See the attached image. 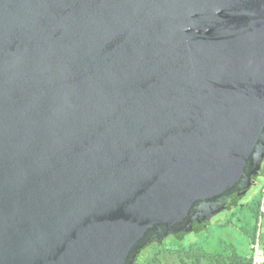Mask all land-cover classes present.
I'll return each mask as SVG.
<instances>
[{"label":"water","instance_id":"water-1","mask_svg":"<svg viewBox=\"0 0 264 264\" xmlns=\"http://www.w3.org/2000/svg\"><path fill=\"white\" fill-rule=\"evenodd\" d=\"M263 159L264 0H0V264H134Z\"/></svg>","mask_w":264,"mask_h":264},{"label":"rangeland","instance_id":"rangeland-1","mask_svg":"<svg viewBox=\"0 0 264 264\" xmlns=\"http://www.w3.org/2000/svg\"><path fill=\"white\" fill-rule=\"evenodd\" d=\"M264 185V176H257L254 183L251 184L245 195L240 199L241 211L231 215V211L215 214L212 222L208 223V231L201 230L199 233H192L186 236L183 243L191 239L196 245L203 247L205 250H216L222 241L231 242L236 246V253L246 257L252 251L250 235L256 232L255 237L260 243L264 242V216L257 221L255 213L250 208L245 207L244 203L250 201L253 205V199L260 194ZM245 207V208H244ZM243 208V209H242ZM236 210V209H235ZM236 212V211H235ZM230 218L231 223L227 226H219L218 223ZM239 227H243L244 230ZM167 241H171L168 237Z\"/></svg>","mask_w":264,"mask_h":264},{"label":"flooded vegetation","instance_id":"flooded-vegetation-1","mask_svg":"<svg viewBox=\"0 0 264 264\" xmlns=\"http://www.w3.org/2000/svg\"><path fill=\"white\" fill-rule=\"evenodd\" d=\"M259 173V176H264V159L261 163ZM237 205L239 208L241 207L240 200L237 202ZM226 211H231V215H233L235 211H237V207L231 205L228 208L222 209L218 213L220 214ZM215 216L216 215H213L210 218V222H212ZM229 223H231V220L230 218H227L218 223V225L227 226ZM201 230L208 231V224L206 225V227L201 228L198 231H191L181 238L175 237L173 234H168L162 239L161 243L152 242L141 253L137 255L134 264H186L187 257L191 255L197 256L196 253L203 259V263H207L204 260L206 258L205 253H209L206 258L207 261H212V259L214 258L211 254L215 250H205L203 247L196 245L195 242L191 239H189L186 244L183 243L186 239V236L194 232L199 233ZM168 237L171 238V241H167Z\"/></svg>","mask_w":264,"mask_h":264},{"label":"trees","instance_id":"trees-1","mask_svg":"<svg viewBox=\"0 0 264 264\" xmlns=\"http://www.w3.org/2000/svg\"><path fill=\"white\" fill-rule=\"evenodd\" d=\"M263 186H262V188H263ZM261 195H262V190H261L260 194H258L252 200L253 201L252 206L250 205V203H251L250 201H247L244 203L245 207L250 208L252 210V212L255 213V217H256L257 221L260 218L259 203L261 200ZM232 206L237 207V211L235 213H237L238 211H241V208L238 207L237 203L233 204ZM263 216L264 215H261V217H263ZM239 228L244 230L243 227H239ZM255 234H256V232L254 231V234L250 235V243L255 241V239H256ZM259 244H260V247L264 250V242L262 244L260 243V235H259ZM235 250H236V246L233 243L227 242V241H224V242L222 241L219 248H217L215 251L212 252L211 255H213V258H214V259H212V261H209V260L207 261V259H206L207 255H209V253H205L206 258L204 260L207 263H203V259L201 257H199V255L196 253L197 256L191 255V256L187 257V259H186L187 263L186 264H252L253 252L248 254L246 257H242L241 255L237 254ZM191 252H192V250H191Z\"/></svg>","mask_w":264,"mask_h":264},{"label":"built area","instance_id":"built-area-1","mask_svg":"<svg viewBox=\"0 0 264 264\" xmlns=\"http://www.w3.org/2000/svg\"><path fill=\"white\" fill-rule=\"evenodd\" d=\"M259 214L264 215V186L262 188L261 200L259 203ZM253 250L252 264H263L264 263V250L260 247L259 240L255 239L251 244Z\"/></svg>","mask_w":264,"mask_h":264}]
</instances>
